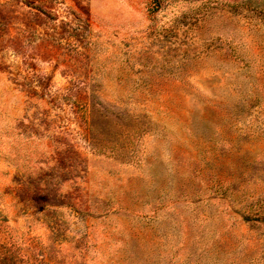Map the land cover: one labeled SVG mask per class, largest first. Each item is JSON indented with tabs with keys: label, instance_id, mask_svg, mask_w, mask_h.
Segmentation results:
<instances>
[{
	"label": "rangeland",
	"instance_id": "rangeland-1",
	"mask_svg": "<svg viewBox=\"0 0 264 264\" xmlns=\"http://www.w3.org/2000/svg\"><path fill=\"white\" fill-rule=\"evenodd\" d=\"M0 264H264V0H0Z\"/></svg>",
	"mask_w": 264,
	"mask_h": 264
},
{
	"label": "trees",
	"instance_id": "trees-1",
	"mask_svg": "<svg viewBox=\"0 0 264 264\" xmlns=\"http://www.w3.org/2000/svg\"><path fill=\"white\" fill-rule=\"evenodd\" d=\"M158 0H152V4H155L157 3Z\"/></svg>",
	"mask_w": 264,
	"mask_h": 264
}]
</instances>
